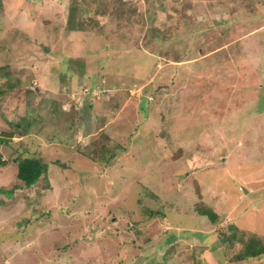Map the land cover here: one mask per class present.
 <instances>
[{"label":"rangeland","instance_id":"374dc122","mask_svg":"<svg viewBox=\"0 0 264 264\" xmlns=\"http://www.w3.org/2000/svg\"><path fill=\"white\" fill-rule=\"evenodd\" d=\"M10 81L0 264H264V0H0Z\"/></svg>","mask_w":264,"mask_h":264},{"label":"trees","instance_id":"16d2710c","mask_svg":"<svg viewBox=\"0 0 264 264\" xmlns=\"http://www.w3.org/2000/svg\"><path fill=\"white\" fill-rule=\"evenodd\" d=\"M12 83L13 82L11 81L7 83V87L0 86V94H5L6 92H8L9 89H12L13 85L15 86V84ZM11 84L12 87L10 86ZM26 122H29V120H27ZM15 133L16 132L14 130H2L0 134V144H10L11 139L15 136ZM8 161L17 162V176L26 186H31L35 184L41 176H46L48 172V166L46 162H44L40 157L35 155H24L23 151L18 152L17 150V152H15V155L10 157L6 161L3 160L2 162L5 164ZM18 185L19 184H15L10 190L7 191H9V193H12L13 190L18 187ZM195 186L196 189L199 191L200 184L198 180L195 181ZM0 190H3V188L0 187ZM195 209L198 215H206L208 218L211 219L212 223H216L219 220L218 212L214 210L211 206L206 205L203 201L197 202L195 204ZM151 211L156 212L157 210L151 209ZM222 226V222L217 226V228L221 230V232L219 233V238L222 244L229 247L234 246L236 241L243 244V248L234 256L236 259L246 260L264 255L263 235L257 236L255 233L250 234L245 229H239L235 223H230L227 227V230H222Z\"/></svg>","mask_w":264,"mask_h":264}]
</instances>
